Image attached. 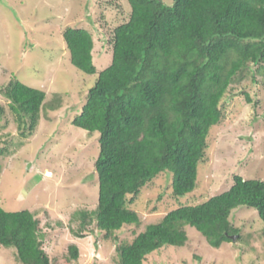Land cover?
<instances>
[{
  "label": "trees",
  "instance_id": "trees-1",
  "mask_svg": "<svg viewBox=\"0 0 264 264\" xmlns=\"http://www.w3.org/2000/svg\"><path fill=\"white\" fill-rule=\"evenodd\" d=\"M127 2V20L112 31L111 60L98 72L90 31L68 26L62 32L70 63L86 74L97 73L71 120L98 133L97 201L94 209L73 213L78 220L73 233L84 237L94 223L116 242L117 264H144L155 251L184 246L186 224L214 248L231 241V235L241 239L229 215L245 206L264 222V180L238 174L226 191L166 212L130 242H118L116 232L138 226V213L129 204L152 178L169 172L174 195L195 187L209 129L224 116L231 82L246 69L253 80L257 74L264 78V0ZM1 92L20 134L32 132L45 92L16 77ZM0 245L12 247L22 264H60L45 251L39 219L27 209L0 206ZM78 253L71 243L62 261L70 264Z\"/></svg>",
  "mask_w": 264,
  "mask_h": 264
},
{
  "label": "rangeland",
  "instance_id": "rangeland-1",
  "mask_svg": "<svg viewBox=\"0 0 264 264\" xmlns=\"http://www.w3.org/2000/svg\"><path fill=\"white\" fill-rule=\"evenodd\" d=\"M129 11L127 0H0V206L33 212L45 251L60 264L71 243L79 253L70 264H117L116 242L94 223L84 237L73 233L78 225L73 213L92 210L97 201L98 133L71 122L97 73L86 74L70 63L62 32L68 26L90 31L98 72L109 64L112 31L127 20ZM14 77L45 92L39 120L25 136L1 92ZM263 80L260 74L253 80L246 69L231 82L230 98L222 105L224 116L209 129L193 190L174 195L169 172L152 178L129 204L140 223L116 232L118 242H130L146 224L172 209L226 191L235 174L264 180ZM229 218L240 227L241 239L236 236L214 248L186 224L184 246L155 251L144 264H264V222L256 210L241 206ZM14 256L12 247L0 245V264H22Z\"/></svg>",
  "mask_w": 264,
  "mask_h": 264
},
{
  "label": "water",
  "instance_id": "water-1",
  "mask_svg": "<svg viewBox=\"0 0 264 264\" xmlns=\"http://www.w3.org/2000/svg\"><path fill=\"white\" fill-rule=\"evenodd\" d=\"M236 236H237L236 234L231 235V239H232V240L235 239Z\"/></svg>",
  "mask_w": 264,
  "mask_h": 264
}]
</instances>
